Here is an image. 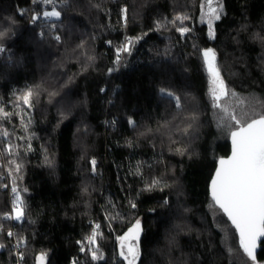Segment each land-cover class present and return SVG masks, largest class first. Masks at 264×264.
<instances>
[{
  "label": "trees",
  "instance_id": "obj_1",
  "mask_svg": "<svg viewBox=\"0 0 264 264\" xmlns=\"http://www.w3.org/2000/svg\"><path fill=\"white\" fill-rule=\"evenodd\" d=\"M54 4L60 18L33 21L52 8L40 0H0L6 49L0 108L9 113H0V133H8L0 135V264H19L7 236L12 228L22 244L21 264H39L41 252L46 264H72L82 253L78 242L92 234V220L101 224V258L93 261L87 252L80 264H126L118 237L137 220V264H252L209 192L236 126H222L227 117L212 106L202 53L215 51L221 77L235 93L221 107L242 121L264 115V0H214L222 8L214 39L207 0ZM178 15L187 17L183 24L172 23ZM181 26L190 31L182 35ZM127 38L130 52L117 62ZM161 89L178 96L180 106ZM28 91L31 107L23 99ZM5 175L18 186L22 221L5 219ZM257 261L264 264V240Z\"/></svg>",
  "mask_w": 264,
  "mask_h": 264
},
{
  "label": "snow or ice",
  "instance_id": "obj_2",
  "mask_svg": "<svg viewBox=\"0 0 264 264\" xmlns=\"http://www.w3.org/2000/svg\"><path fill=\"white\" fill-rule=\"evenodd\" d=\"M35 2V0H34ZM43 4H53L54 0H40ZM204 8V5H201ZM127 7L121 9L122 19L127 22ZM23 15V13H21ZM207 16L208 35L210 38H215V32L213 28V21L219 20L222 15V8L219 6L213 7V0H207ZM41 16L47 20L53 18H60L61 12L53 7L50 11H43L42 13L34 14L33 21L39 20ZM187 17L178 15L175 20L183 21ZM51 27H55L54 24ZM182 35L190 31L187 27H178ZM3 33H0L2 36ZM59 40V36L56 37ZM131 41L126 42L124 46L118 49L117 62H119V52H130ZM6 49L0 47V54L5 53ZM206 71L210 77L209 94L212 99V106L220 108L221 112L227 117H221V125L233 127L236 126V130L231 131V155L225 159H219V167L216 169L214 177L210 182V195L215 206L227 216L228 220L234 225L235 229L239 233V244L249 261L252 264H258L257 261V246L258 240L264 238V115L259 118L242 121L236 114L230 112L227 107H221L222 98L229 95H235L230 91L221 77L220 69L216 63V53L213 49H205L202 53ZM113 69H109L111 73ZM105 91V89H101ZM161 94L173 99L176 102V106H180V98L175 96L171 92L161 89ZM32 92L28 91L25 95L24 103L31 107L30 97ZM0 113H3L4 117H8L9 113L4 112L0 108ZM247 115V114H245ZM128 123L135 127V121L128 120ZM0 135L7 136V131L0 133ZM13 146L9 144L7 146V152L12 154ZM15 164V170H20V165L16 162L10 161ZM91 164L93 170H95L96 161L92 160ZM158 181H153L152 184H156ZM7 187V185H5ZM151 187V186H150ZM13 193H17L15 187L12 188ZM14 214H8L5 219H14L16 221H22L25 216L23 200L17 193L15 197ZM131 207L135 208L136 205L132 204ZM212 207V205H210ZM100 226L96 225L98 229ZM0 227V231H2ZM142 232V225L139 220L128 229V231L121 237H118L120 241V256L126 261V264H137L140 259L139 239ZM7 236L13 237L14 233L7 232ZM97 232L94 230L92 234L86 238V241L78 242L81 244L80 251L85 252L87 245V251L90 253L91 260L95 261L101 257L98 255L99 245L96 243ZM21 240H17L19 246ZM96 245L95 248L92 245ZM5 247L0 245V248ZM126 249V251H125ZM47 254L41 252L37 259L39 264H46ZM21 260L24 258V253H19ZM73 264H77V261H73Z\"/></svg>",
  "mask_w": 264,
  "mask_h": 264
},
{
  "label": "built area",
  "instance_id": "obj_3",
  "mask_svg": "<svg viewBox=\"0 0 264 264\" xmlns=\"http://www.w3.org/2000/svg\"><path fill=\"white\" fill-rule=\"evenodd\" d=\"M46 7L50 6L51 8L55 7V4H45ZM125 8V7H124ZM130 41L129 38H127L124 42H121L119 45H118V49H120L122 46H124L126 44V42ZM125 52H119V54H124ZM122 61V60H121ZM0 156L2 157V154H1V151H0ZM3 179L5 180V183H4V188L8 191L9 193V199H10V214H14V208L16 207L15 205V197L18 193V186L16 184L13 183V181L8 177V175H5L3 176ZM5 185H7V187H5ZM15 187L17 189V193H13L12 192V188ZM13 223L15 222L14 219H10ZM91 224V232H93L94 230L98 233L100 230H101V224L96 221V220H92L90 222ZM96 225H99L100 227L97 229L96 228ZM1 232V231H0ZM11 232L14 233V236L12 237L13 238V247L15 249V252H16V256H17V259L19 261V264H21V259L19 257V253L21 252V249H22V244L20 243V245L18 246L17 245V229L16 228H12L11 229ZM89 237V236H88ZM86 241V239H85ZM1 245V244H0ZM86 246V251L85 252H82L79 256L75 257L73 259V261H77V264H80L81 262H84L85 261V258H86V253L88 252L87 251V245ZM3 248H0V250H2ZM73 261H72V264H73Z\"/></svg>",
  "mask_w": 264,
  "mask_h": 264
},
{
  "label": "water",
  "instance_id": "obj_4",
  "mask_svg": "<svg viewBox=\"0 0 264 264\" xmlns=\"http://www.w3.org/2000/svg\"><path fill=\"white\" fill-rule=\"evenodd\" d=\"M256 118H259V117H256ZM234 130H236V129H234ZM233 130V131H234ZM230 143H231V135H230ZM231 147H232V144H231ZM231 155V152H230V154L228 155V156H225V157H221V158H225V159H227L229 156ZM220 159V158H219ZM219 159H218V161H217V166H216V169L219 167ZM216 169H215V171H216ZM215 171H214V174H215ZM214 174H213V176H212V178L214 177ZM212 180V179H211ZM211 182V181H210ZM209 192H210V183H209ZM211 196V195H210ZM226 216V215H225ZM227 217V216H226ZM230 222V221H229ZM231 223V222H230ZM232 225V224H231ZM233 227H234V225H232ZM234 229H235V227H234ZM236 230V229H235ZM236 232H237V234H238V236H239V233H238V231L236 230ZM263 240H264V238H260V240H258V246H257V250H256V253H257V259H258V252H259V249H260V246H261V243L263 242Z\"/></svg>",
  "mask_w": 264,
  "mask_h": 264
},
{
  "label": "rangeland",
  "instance_id": "obj_5",
  "mask_svg": "<svg viewBox=\"0 0 264 264\" xmlns=\"http://www.w3.org/2000/svg\"><path fill=\"white\" fill-rule=\"evenodd\" d=\"M214 1V0H213ZM217 6V5H216ZM215 7V6H214ZM220 7V6H219ZM207 19V18H206ZM248 112V111H246ZM229 243H230V248L232 250H237V247L235 246V244L232 242V239H229ZM229 246V245H228Z\"/></svg>",
  "mask_w": 264,
  "mask_h": 264
},
{
  "label": "bare ground",
  "instance_id": "obj_6",
  "mask_svg": "<svg viewBox=\"0 0 264 264\" xmlns=\"http://www.w3.org/2000/svg\"><path fill=\"white\" fill-rule=\"evenodd\" d=\"M18 193H19V190H18Z\"/></svg>",
  "mask_w": 264,
  "mask_h": 264
}]
</instances>
